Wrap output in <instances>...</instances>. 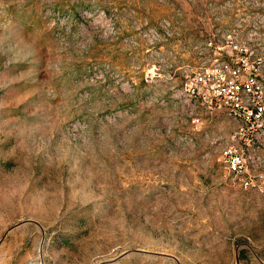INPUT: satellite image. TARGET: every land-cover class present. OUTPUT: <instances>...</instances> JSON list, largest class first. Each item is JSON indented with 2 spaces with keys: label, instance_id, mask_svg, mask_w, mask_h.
<instances>
[{
  "label": "rangeland",
  "instance_id": "obj_1",
  "mask_svg": "<svg viewBox=\"0 0 264 264\" xmlns=\"http://www.w3.org/2000/svg\"><path fill=\"white\" fill-rule=\"evenodd\" d=\"M229 0H0V264H264V185L185 91Z\"/></svg>",
  "mask_w": 264,
  "mask_h": 264
},
{
  "label": "built area",
  "instance_id": "obj_2",
  "mask_svg": "<svg viewBox=\"0 0 264 264\" xmlns=\"http://www.w3.org/2000/svg\"><path fill=\"white\" fill-rule=\"evenodd\" d=\"M237 2L234 23L202 33L185 91L194 110L225 112L228 135L214 141L225 170L245 189L264 185V0Z\"/></svg>",
  "mask_w": 264,
  "mask_h": 264
}]
</instances>
